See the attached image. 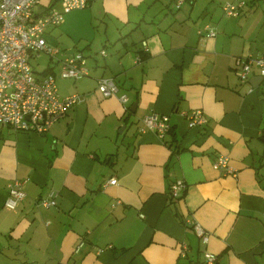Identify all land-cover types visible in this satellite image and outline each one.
I'll list each match as a JSON object with an SVG mask.
<instances>
[{
    "label": "crops",
    "instance_id": "0c3cea01",
    "mask_svg": "<svg viewBox=\"0 0 264 264\" xmlns=\"http://www.w3.org/2000/svg\"><path fill=\"white\" fill-rule=\"evenodd\" d=\"M176 2L90 0L64 19L62 50L83 52L89 74L63 77L50 58L45 68L62 97L83 100L47 134L0 125V264H201L205 250L217 264H264V77L254 67L243 80L237 64L264 52V0L238 16L215 0ZM207 24L218 32L203 39ZM103 77L117 94L103 95ZM196 109L207 121L191 128L181 112ZM153 110L170 116L163 139L139 130ZM221 154L235 175L214 167ZM178 179L187 188L173 200ZM15 180L26 195L9 208ZM51 190L57 205L41 206ZM188 219L211 232L207 244Z\"/></svg>",
    "mask_w": 264,
    "mask_h": 264
},
{
    "label": "built area",
    "instance_id": "2783aa9c",
    "mask_svg": "<svg viewBox=\"0 0 264 264\" xmlns=\"http://www.w3.org/2000/svg\"><path fill=\"white\" fill-rule=\"evenodd\" d=\"M62 8L54 5L51 0L49 6H43V0H0V125H8L17 132H35L47 134L53 124L63 118L69 109L83 100L81 94H71L62 97L59 93L57 76L54 72L38 73L33 65L43 54L50 60H57L61 64L63 77L79 79L87 76L89 70L86 66V57L78 51L68 55L59 47L51 45L46 37L49 29L61 24L64 14L71 10L85 9L90 5V0H60ZM184 0H177L176 7H180ZM246 1L228 2L224 12L228 16H238ZM44 8L42 13L38 8ZM217 28L207 24L199 29L201 38L214 37ZM147 47V42H144ZM102 53L106 55V51ZM237 64L241 67L240 78L249 79L254 67L264 77V52L257 57L239 58ZM98 88L104 96L115 95L119 87L112 77L99 79ZM121 102L125 105L128 101L126 94L120 95ZM191 128L204 125L207 118L201 109L183 111ZM139 130L141 132L154 131L163 139L172 128L170 116L152 111L141 119ZM214 167L224 174H236L230 165L228 155H219L214 161ZM109 183L116 184L117 178H111ZM187 183L178 179L171 184L169 193L173 200L182 198ZM26 193L23 182L15 180L10 185V196L6 206L16 208L24 199ZM57 192L51 190L38 203L46 208L57 205ZM189 225L194 229L200 240L207 244L211 232L207 231L198 222L188 219ZM83 245V242L77 247ZM188 243L183 242L181 254L185 256ZM201 264H217L218 256L208 250L203 252Z\"/></svg>",
    "mask_w": 264,
    "mask_h": 264
},
{
    "label": "rangeland",
    "instance_id": "374dc122",
    "mask_svg": "<svg viewBox=\"0 0 264 264\" xmlns=\"http://www.w3.org/2000/svg\"><path fill=\"white\" fill-rule=\"evenodd\" d=\"M229 1H231V2H233L234 0H215V2H214V4L213 5H215V7H217L218 8V12L219 13H222V11H224V9H223V7L227 4V2H229ZM246 2H247V5H249V6H251V5H253L254 6V4H253V0H245ZM257 1V0H256ZM259 1V6H255V7H253V10L254 9H260V7H262V2H263V0H258ZM55 7L56 8H58V9H61L62 8V3H61V1L59 0L57 3H56V5H55ZM212 7V6H211ZM210 7V8H211ZM248 9H250L249 7H248ZM78 10V9H77ZM76 10V11H77ZM82 10V9H81ZM73 13H75V10H71V11H69V12H66L65 14H64V19H65V21H67L68 20V15L69 14H73ZM64 21V20H63ZM62 21V23L61 24H59V25H57L56 27L59 29L58 31H53L52 32V34H51V32L50 33H48L49 35H47V36H49V40L52 42H49L51 45H53V46H56V47H59L60 49H62V48H65V44H63V42H61L60 41V38H59V36L57 37V35H62V36H64V38H65V36H66V33H68L69 31H70V28L68 27V24L67 23H65V21L63 22ZM56 27H54V28H56ZM56 28V29H57ZM61 36V37H62ZM64 38H62V41H63V39ZM54 39H56V41H53ZM50 61H49V56L48 55H46V54H43L40 58H39V64H36V62L33 60V65H34V67H35V70L36 71H39V70H41V69H43V68H45L46 67V65L49 63ZM55 62H57V61H55ZM55 62H52L53 64H57V63H55ZM54 65V66H55ZM57 70H58V68H57Z\"/></svg>",
    "mask_w": 264,
    "mask_h": 264
},
{
    "label": "trees",
    "instance_id": "16d2710c",
    "mask_svg": "<svg viewBox=\"0 0 264 264\" xmlns=\"http://www.w3.org/2000/svg\"><path fill=\"white\" fill-rule=\"evenodd\" d=\"M55 1H56V0H55ZM45 69H46V70L44 71L45 73H46V72H51V71L53 72L52 68H50V67H47V68H45ZM127 110H128V109H127Z\"/></svg>",
    "mask_w": 264,
    "mask_h": 264
},
{
    "label": "water",
    "instance_id": "95a60500",
    "mask_svg": "<svg viewBox=\"0 0 264 264\" xmlns=\"http://www.w3.org/2000/svg\"><path fill=\"white\" fill-rule=\"evenodd\" d=\"M43 11H44V8H41V7L38 8V12H39V13H42ZM73 51H74V50H72V52H73Z\"/></svg>",
    "mask_w": 264,
    "mask_h": 264
}]
</instances>
